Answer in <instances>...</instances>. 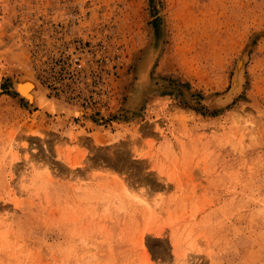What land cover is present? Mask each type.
I'll use <instances>...</instances> for the list:
<instances>
[{
    "label": "rangeland",
    "instance_id": "1",
    "mask_svg": "<svg viewBox=\"0 0 264 264\" xmlns=\"http://www.w3.org/2000/svg\"><path fill=\"white\" fill-rule=\"evenodd\" d=\"M0 264H264V0H0Z\"/></svg>",
    "mask_w": 264,
    "mask_h": 264
},
{
    "label": "built area",
    "instance_id": "2",
    "mask_svg": "<svg viewBox=\"0 0 264 264\" xmlns=\"http://www.w3.org/2000/svg\"><path fill=\"white\" fill-rule=\"evenodd\" d=\"M90 50H81L79 53L68 54L65 59L66 74L68 77L81 74L86 70V64L88 63V52Z\"/></svg>",
    "mask_w": 264,
    "mask_h": 264
},
{
    "label": "bare ground",
    "instance_id": "3",
    "mask_svg": "<svg viewBox=\"0 0 264 264\" xmlns=\"http://www.w3.org/2000/svg\"><path fill=\"white\" fill-rule=\"evenodd\" d=\"M26 83V82H25ZM20 84L21 85V87H20V90H21V92L22 93H24V94H26V95H28V96H30V94H32V90H33V84H30V82L28 83H26V84ZM18 89H19V87H18ZM33 96H34V94H33ZM30 99H31V97H30ZM39 99V98H38ZM31 103V102H30ZM43 104V103H42ZM43 106V105H42Z\"/></svg>",
    "mask_w": 264,
    "mask_h": 264
},
{
    "label": "water",
    "instance_id": "4",
    "mask_svg": "<svg viewBox=\"0 0 264 264\" xmlns=\"http://www.w3.org/2000/svg\"><path fill=\"white\" fill-rule=\"evenodd\" d=\"M232 86H233V83H232Z\"/></svg>",
    "mask_w": 264,
    "mask_h": 264
}]
</instances>
